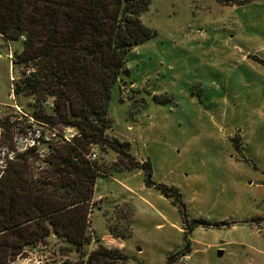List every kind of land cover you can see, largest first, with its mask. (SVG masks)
<instances>
[{
	"label": "rangeland",
	"instance_id": "obj_1",
	"mask_svg": "<svg viewBox=\"0 0 264 264\" xmlns=\"http://www.w3.org/2000/svg\"><path fill=\"white\" fill-rule=\"evenodd\" d=\"M141 19L151 35L127 52L108 109V136L133 158L94 144L86 247H118L120 264H264V0H151ZM24 38L0 37L1 153L30 115L55 116L54 96L15 91ZM50 239L10 264L79 260Z\"/></svg>",
	"mask_w": 264,
	"mask_h": 264
},
{
	"label": "trees",
	"instance_id": "obj_2",
	"mask_svg": "<svg viewBox=\"0 0 264 264\" xmlns=\"http://www.w3.org/2000/svg\"><path fill=\"white\" fill-rule=\"evenodd\" d=\"M150 1L0 0L1 37L15 41L25 36L14 64L26 69L15 91L40 99L54 96L55 116H36L51 124L59 119L81 132L73 144L60 141L53 146L39 172L26 152L0 178V264H10L39 243L49 244L51 237L60 242L54 251L79 258L58 264H120L129 259L118 247H86L102 172L87 155L92 145L101 144L131 157L126 142L107 134L108 109L127 52L151 35L141 19Z\"/></svg>",
	"mask_w": 264,
	"mask_h": 264
},
{
	"label": "built area",
	"instance_id": "obj_3",
	"mask_svg": "<svg viewBox=\"0 0 264 264\" xmlns=\"http://www.w3.org/2000/svg\"><path fill=\"white\" fill-rule=\"evenodd\" d=\"M11 58L12 57H10V59ZM48 97L49 96L41 99L37 98L35 101L38 104H47L46 100ZM28 123L27 131L23 135L15 137L14 146L3 144L6 150L4 153H1L2 145L0 144V157H3L0 162V178L5 174L9 164H11L12 161H15L19 154L27 152L35 155L31 161L33 162L32 167L38 169L37 171H40L46 164L50 149L53 146L57 145L60 141L73 144L74 141L81 136L80 129L76 126L69 124L59 129L56 126H53V124L44 121L43 119L41 120L36 116V113L29 116ZM87 157L91 161L96 160L97 151L94 148V145H92ZM26 261H32V264H47L46 262H48V259L43 263L42 257L35 252L31 253L26 258Z\"/></svg>",
	"mask_w": 264,
	"mask_h": 264
},
{
	"label": "water",
	"instance_id": "obj_4",
	"mask_svg": "<svg viewBox=\"0 0 264 264\" xmlns=\"http://www.w3.org/2000/svg\"><path fill=\"white\" fill-rule=\"evenodd\" d=\"M220 254H222V252L220 251Z\"/></svg>",
	"mask_w": 264,
	"mask_h": 264
},
{
	"label": "crops",
	"instance_id": "obj_5",
	"mask_svg": "<svg viewBox=\"0 0 264 264\" xmlns=\"http://www.w3.org/2000/svg\"><path fill=\"white\" fill-rule=\"evenodd\" d=\"M0 37H1V35H0Z\"/></svg>",
	"mask_w": 264,
	"mask_h": 264
}]
</instances>
